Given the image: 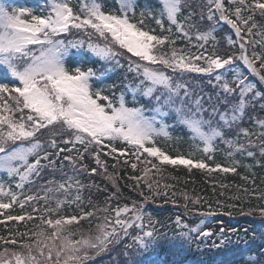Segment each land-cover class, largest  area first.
<instances>
[{
    "label": "snow or ice",
    "instance_id": "6c2138e0",
    "mask_svg": "<svg viewBox=\"0 0 264 264\" xmlns=\"http://www.w3.org/2000/svg\"><path fill=\"white\" fill-rule=\"evenodd\" d=\"M118 3L119 14L105 12L98 0H80L79 11L74 10L70 0H47L46 12L36 14L31 8L0 2V73L7 81L0 82V173L15 180V188L21 190L18 193L10 184L0 182V210H8L14 204L23 209L27 202L43 201V207L34 205L32 208L36 216H27L29 221L39 220L36 231L20 234L27 241L0 238L5 244L19 245L23 249L10 253L5 249L0 253V264H87L111 245L128 237L131 228L138 229V234L125 247L135 248L137 254L154 249L162 235H166L158 233L155 227L158 222L145 211L143 203L133 201L131 206L125 204L113 208L106 202L103 208L83 209L81 191L85 185L72 175L62 181L49 180L48 186L43 187V195H25L20 199L22 190L26 184L32 183L33 176H39L45 167L56 170L53 156L59 158L68 153L63 160L68 161L74 171L85 153L93 156L99 168H105V162L101 160L103 152L105 156L113 153L131 155L137 160L147 153L161 165L236 172L240 162L235 159L231 166L217 164L209 168L203 160L194 161L183 156L172 158L158 148L156 138H171L168 131L171 125L166 123V118L174 116L175 122L189 132L193 145L209 154V159L216 151L217 142L229 149L227 154L230 157L235 153L254 157L255 153L249 149L257 146L260 156L264 157V119L255 121L256 131L241 127L247 109L264 94L257 91V85L234 66L237 61L241 62L260 84H264V23L257 20L258 16L264 21V0H204L201 20L206 9L209 22L206 30L191 22L192 13L181 16L186 0H156L157 6L141 9L137 22H134L137 0H118ZM146 19L154 21L160 32L166 31L168 35H158L154 29L142 27ZM221 23L235 35V39L227 37V43L233 49L227 55H221L217 50L215 33ZM74 31L87 39H65ZM173 31L189 44L195 40L192 46L203 51L193 53L177 49L171 38ZM209 42L211 50L206 47ZM236 45H239L238 54ZM165 46L168 51H163ZM249 46L252 49L250 55ZM257 46L261 51L255 50ZM83 53L105 64L121 67L119 57H125L127 72L134 74L133 80L124 85L125 90L118 97L105 94L104 88L95 87L105 71L72 62ZM165 69L174 75H169ZM185 73L213 78L214 84L212 79L208 82L223 93L219 103L226 105L225 110L221 111L212 103V96L205 101L202 95L194 92L183 79ZM229 73H232L231 80L228 79ZM109 87L115 88V85ZM141 99L148 104H141ZM205 103L209 106L205 107ZM261 107L264 108V104ZM229 133H234V137ZM242 138L246 143L241 142ZM117 144L127 146L131 153L118 149ZM76 145L82 146V150ZM73 152L75 155L71 154ZM131 167L136 169L137 164L133 163ZM152 167L159 172L156 164ZM80 169L88 171L85 164H80ZM148 171L145 169V176ZM96 172L97 168H92L90 175ZM130 179L137 180L138 186L141 177ZM145 183L151 190L152 184ZM113 187L118 193L115 182ZM155 194L161 195L159 192ZM162 194L167 196V192ZM115 195L113 193L107 199L111 200ZM144 199L147 201L151 197L145 196ZM189 199L185 194L183 207L186 214L192 211L188 207ZM199 202L198 198L191 201L194 205ZM53 203L55 207H52ZM172 203L175 205L176 201L172 200ZM217 203L218 208L209 206L207 211L197 213L201 219L195 226L176 215L174 223L179 237L189 245L193 240L212 237L213 231L206 225L211 223L209 218L224 207ZM66 204H76L80 215H63ZM253 211L241 214L251 215ZM99 212L104 215L98 216ZM260 215L264 216V208L260 209ZM0 216H5L7 221L25 220L23 215H6L4 211H0ZM92 217L97 220L94 228L82 231L73 227ZM224 233L225 229L221 227L217 234L219 243L213 241L212 247L219 248L231 242ZM246 264H264V249L258 257L249 256Z\"/></svg>",
    "mask_w": 264,
    "mask_h": 264
},
{
    "label": "trees",
    "instance_id": "16d2710c",
    "mask_svg": "<svg viewBox=\"0 0 264 264\" xmlns=\"http://www.w3.org/2000/svg\"><path fill=\"white\" fill-rule=\"evenodd\" d=\"M14 1L16 6L31 8L36 14L46 12L45 5L47 0ZM70 2L74 10L79 11L80 0H70ZM98 2L103 5L105 12L111 11L119 14L118 0H98ZM203 5L204 0H186L181 16H187L189 13H192L191 22L197 24L201 30H206L209 27V22L206 18V9H204L205 17L201 20ZM147 6H157L156 0H137L134 22L139 20L141 9ZM257 20L264 23L258 16ZM142 27L154 29L158 35H168L166 31L161 33L159 27L151 19H146ZM165 27H167L166 22ZM215 35L218 41L217 50L220 54L227 55L232 53L233 49L227 43V37L231 36L235 39V35L231 29L221 23L217 26ZM73 38L87 39V37H82L81 34L75 33V31L72 35L65 37V39ZM171 38L175 40L174 46L177 49L191 50L193 53L203 51V49L198 50L192 46L196 43L195 40L189 44L187 40L180 37L175 31H173ZM249 38L259 39V37ZM206 47L211 50V42ZM255 50L257 52L261 51L259 46ZM163 51H168V47L165 46ZM235 51L238 54L239 45L235 46ZM251 51V46H249V55ZM119 59L123 65L122 67L114 64H105L88 53H83L82 56L76 57L72 62L78 63L83 67L91 66L99 71H105L106 74L101 81L96 82L95 87L104 88L105 94L109 96L115 94L118 97L119 93L125 90L124 85L134 78V74L127 72V59L125 57H119ZM132 59L136 58L133 57ZM234 66L244 72L248 76L249 81L257 85V91L264 94V84H260L259 80L249 73L241 62L237 61ZM107 69L111 70L108 71ZM165 71L169 75H174L170 70L165 69ZM220 71H223V69ZM231 78L232 73H229L228 79L231 80ZM183 79L188 82L194 92L202 95L205 101H207L208 96H212V103L216 104L221 111L225 110L226 105L219 103V100L223 99V93L218 88L213 87L215 83L213 78L197 73H185ZM209 79L213 80V84L208 82ZM0 82H7L4 80L2 73H0ZM111 85H115V88L109 87ZM217 93H219V97ZM127 99L130 100L131 96L128 95ZM229 100H233V97H229ZM140 103L147 105L148 101L141 99ZM262 104H264V95H262V98L254 101L253 106L247 109L241 127L248 128L250 131L257 130L255 121L257 119H264ZM208 106L205 103V107ZM205 118H208L207 113H205ZM166 123L171 125L169 127L171 138H156V146L167 155L172 158L183 156L185 158L190 157L194 161L203 160L209 168H214L217 164L222 167L231 166V161L235 159L240 162L236 166V172H209L206 169H189L183 165H161L154 157L147 156V153L141 155L140 159L137 160L131 155L119 156L118 153H113L111 156H105L103 152H101V160L105 162V168H99L93 156L85 153L84 159L77 163L76 170L74 171L68 161L63 160V156L68 153H63L59 158L52 157L56 161V170L53 171L50 166L45 167L39 176H33L31 178L32 183L25 185L22 190L23 194L19 198L24 199L25 195H43V187L48 186L49 180L62 181L68 175H72L78 177L81 183L85 185L81 191L83 201L81 207L83 209L91 211L94 208H103L106 206V202L113 208L117 205L123 206L125 204L131 206L133 201L143 203L145 211L150 213L153 219L158 222L155 224L158 233H166V235H162V238L154 249L137 254L135 248L125 247L126 244H131L132 237L138 234V229L131 228L129 229L130 235L128 237H124L119 243L111 245L106 252L95 256L87 264H246L249 256L258 257L261 249H264V216L260 215V209L264 208V157L260 156L259 147L249 149L255 153L254 157H248L246 153H235L230 157L227 154L229 149L222 143L217 142L216 151L210 154L212 159H209V154L203 153L193 145V142L189 138V132L182 125L175 122L174 116L166 118ZM229 136L234 137V133H229ZM41 139L45 140L46 137H41ZM253 139L255 140L256 138L253 137ZM241 142L246 143L243 138ZM60 146L71 147V145ZM76 148L82 150V146L80 145H76ZM117 148L126 149L129 153L132 151L131 149H127L125 145L117 144ZM48 150L52 151V149ZM104 151H107V149ZM71 154L75 155V152ZM125 160H127V163H125ZM42 163L46 164L47 162L42 161ZM133 163L137 164L136 169L131 167ZM62 164L63 169L61 170ZM80 164L87 165L88 171L80 169ZM153 164L157 165L160 169L159 172H157L156 168L152 167ZM92 168H97V172L90 175ZM145 169L149 170L147 176L144 175ZM130 177H141L139 185L137 186V180L130 179ZM242 177L245 179H242ZM2 179V182L12 186L13 191L21 192L20 189L15 188V180H10L6 174L3 175ZM145 181L152 184L151 190L147 187ZM113 182L119 188L118 193L117 189L113 187ZM165 185H171V187L165 188ZM225 185L226 187H222ZM245 189H247V192ZM156 192L161 193V195H156ZM164 192H167V196L162 194ZM113 193H116V195L111 200H108L107 198L112 196ZM185 194L190 197L188 207L192 210L187 214L183 207L185 204ZM72 195H75L74 191ZM145 196L151 197V199L145 201ZM60 198H64L62 194H60ZM197 198L200 202L195 205L192 204L191 201ZM172 200L176 201L175 205L172 203ZM5 202L7 201L5 200ZM217 202L224 205L220 209V213L231 212L232 214L224 215L218 213L210 217L211 223H208L206 228L213 231V234L216 235L219 233L221 227L225 229V234L233 233L231 234L232 237L229 238L230 243L219 248L205 245L206 243L197 247L195 240L189 245L179 237L174 223L176 215H180L184 222L190 226H195L201 219L197 213L207 211L209 206L213 209L218 208ZM34 205L43 207V201L27 202L23 209H21L19 204H14L8 210H0L4 211L6 215L25 216V220L23 221H7L5 216H0V221H4L0 223V238H15L18 241H27V238H22L20 234H30L36 231V225L39 224V220L34 219L29 221L27 219L28 214L37 215V213H33L32 211ZM229 205L233 207L229 208ZM52 207H55L54 203ZM249 210H254L251 215L241 214L242 212L247 213ZM62 214L67 216L73 214L80 215V209L76 204H66ZM97 215L102 217L104 213L99 212ZM96 222V217H92L80 221L79 225H74L73 227L79 228L82 231H88L90 228H94ZM5 249L9 253L12 250L23 251L19 245L5 244L3 240H0V253L4 252Z\"/></svg>",
    "mask_w": 264,
    "mask_h": 264
},
{
    "label": "rangeland",
    "instance_id": "374dc122",
    "mask_svg": "<svg viewBox=\"0 0 264 264\" xmlns=\"http://www.w3.org/2000/svg\"><path fill=\"white\" fill-rule=\"evenodd\" d=\"M0 2L16 6V3L14 0H0ZM168 131H170V129H168ZM3 175H4V173H0V182H2V180H3L2 179ZM231 234H233V233H231ZM231 234L230 233H227V234L224 233V235L229 237V238L232 237ZM213 241H215L216 243H219V239H218V236L216 234H213V236L209 237V238H203L201 240H195V243H196V245H204L205 243H206L205 245H212Z\"/></svg>",
    "mask_w": 264,
    "mask_h": 264
}]
</instances>
